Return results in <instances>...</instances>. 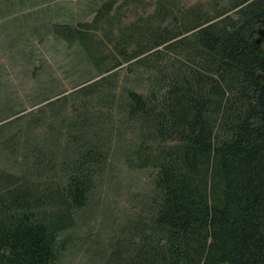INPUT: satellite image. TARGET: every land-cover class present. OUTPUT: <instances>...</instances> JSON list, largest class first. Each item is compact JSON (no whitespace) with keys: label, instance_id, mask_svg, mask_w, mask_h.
Instances as JSON below:
<instances>
[{"label":"trees","instance_id":"trees-1","mask_svg":"<svg viewBox=\"0 0 264 264\" xmlns=\"http://www.w3.org/2000/svg\"><path fill=\"white\" fill-rule=\"evenodd\" d=\"M112 7L89 25L50 28L101 76L76 91L99 96L103 113L91 121L74 111L50 133V150L30 131L0 141L15 169L0 168V264H63L66 234L107 173L114 112L118 136H135L125 163L147 171L148 184L125 237L94 261L264 264V51L253 42L264 0H218L212 15L159 3L115 42L107 31L114 53L103 55L91 33L112 24ZM122 64L142 73L115 93Z\"/></svg>","mask_w":264,"mask_h":264},{"label":"rangeland","instance_id":"rangeland-1","mask_svg":"<svg viewBox=\"0 0 264 264\" xmlns=\"http://www.w3.org/2000/svg\"><path fill=\"white\" fill-rule=\"evenodd\" d=\"M106 2L113 6L109 14L112 24L100 22L99 28L91 33L94 45L101 47L103 55L114 53L110 41L104 38L107 31L115 42L118 33L153 13L159 3H173L174 10L180 13L203 7V11L212 15V7L218 0H0V125L4 124L0 126V141L30 131L35 142L50 150V133L64 130L74 111L92 117L91 121L103 113L99 96L81 100L83 96L76 91L84 81L91 80L90 83L101 76H96L95 68L79 45L75 42L68 45L55 37L50 28L56 24L89 25ZM261 31L264 28L253 38L260 52L264 51ZM129 49L132 51L134 47ZM165 54L168 60L173 58ZM125 67L122 64L117 69L115 93L124 86L131 88L135 77L142 73L125 71ZM111 115L107 173L66 234L69 246L62 257L63 264H101V260L97 262L94 258L105 250L109 254L112 243L125 237L124 225L138 211L136 206L147 190L148 172L125 163L124 156L131 153L135 136L128 132L119 137V116L115 112ZM33 120L39 121L38 124L27 128ZM11 163L0 154L1 169L15 170Z\"/></svg>","mask_w":264,"mask_h":264},{"label":"water","instance_id":"water-1","mask_svg":"<svg viewBox=\"0 0 264 264\" xmlns=\"http://www.w3.org/2000/svg\"><path fill=\"white\" fill-rule=\"evenodd\" d=\"M261 34H264V31H261ZM257 43V42H256Z\"/></svg>","mask_w":264,"mask_h":264}]
</instances>
